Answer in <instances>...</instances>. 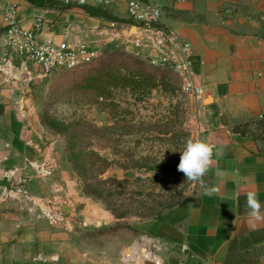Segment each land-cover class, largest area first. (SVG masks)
I'll list each match as a JSON object with an SVG mask.
<instances>
[{
  "label": "crops",
  "instance_id": "0c3cea01",
  "mask_svg": "<svg viewBox=\"0 0 264 264\" xmlns=\"http://www.w3.org/2000/svg\"><path fill=\"white\" fill-rule=\"evenodd\" d=\"M11 1L18 4L17 20L24 27L43 20L44 37L103 44L96 31L103 29L90 34L82 25L73 27L69 12L79 6L57 0ZM145 1L163 10L162 43L159 49L153 41L142 47L126 42L127 47L148 58L164 53L181 57V45L191 44L193 78L204 90L201 97L193 96L201 140L213 146L203 185L194 183L186 201L159 218L154 228L163 256L167 264H229L245 254L264 258V220L250 219L245 195L255 192L264 206V0ZM128 3L110 0L107 6H88L109 9L119 18L115 22L125 38L126 22H131ZM6 4L0 0V194L23 182L37 202L54 200L64 218L53 224L38 209L25 211L13 200L0 201V264H130L121 255L132 239L107 248L98 239L84 238V230L93 229H84V222L89 225L102 216L110 223L112 215L85 201L82 188L61 163L46 186L35 174V162L54 161L40 120L45 77L38 64L9 49ZM212 188L216 191L206 192Z\"/></svg>",
  "mask_w": 264,
  "mask_h": 264
},
{
  "label": "rangeland",
  "instance_id": "374dc122",
  "mask_svg": "<svg viewBox=\"0 0 264 264\" xmlns=\"http://www.w3.org/2000/svg\"><path fill=\"white\" fill-rule=\"evenodd\" d=\"M72 9L69 13L73 27L82 25L83 31L90 34L94 28L105 29L101 34V49L102 52L106 51L102 59L115 54L116 60L120 61V53L129 54L151 66L152 70H166V77L143 80L141 76L133 75L127 67H120L121 74L134 82L126 86H112L110 96L100 95L91 99L75 90L74 82L92 64L75 72L45 77V83L41 85L40 94L44 98L40 114L42 123V117L46 114L49 120L57 119L62 124L85 120L103 129L92 147L111 161L110 167L103 174L104 178L128 179L125 185L114 184L117 192L116 206L121 207L120 212L129 211L127 217L118 218L102 200L85 193L83 181L68 158L67 137L56 128L51 130L44 125L47 131L46 148H49L54 161L35 162L32 165L35 174L46 186V179L52 176L53 169L61 163L68 177L74 178V184L82 188L85 201L99 207L101 212L111 213L110 223L104 222L102 216L94 218L89 225L84 222V229L93 228L84 230V238L98 239L107 248L114 247L123 239L134 240L142 236L159 238L153 234L154 228L159 225V218L165 217L186 201L193 190L194 182L186 180L177 166L187 139L201 140L198 105L193 95L183 90L180 75L170 66L154 64L143 53L128 48L118 28L116 37L111 38L113 32L106 27L119 18L109 9L94 6ZM107 127L110 128L108 131L105 130ZM23 184L20 182L3 190L0 201L13 200L18 202L21 210L38 209L49 220L48 214L52 212L60 217L58 221L63 220L64 215L54 206V200L44 198L37 202L34 195L22 187ZM18 188L23 189L24 193L18 192ZM121 191L124 192L120 194ZM229 264H264V258L256 254H245L232 258Z\"/></svg>",
  "mask_w": 264,
  "mask_h": 264
},
{
  "label": "built area",
  "instance_id": "2783aa9c",
  "mask_svg": "<svg viewBox=\"0 0 264 264\" xmlns=\"http://www.w3.org/2000/svg\"><path fill=\"white\" fill-rule=\"evenodd\" d=\"M66 6L84 7L88 5L107 6L110 0H57ZM5 36L9 49L21 56L24 60H30L38 64L44 77H51L64 72L75 70L83 66L102 53V45L97 41L84 39L64 38L57 40L53 37H44V22L41 18L35 20L32 27H24L17 20L18 4L11 0H6ZM128 15L131 19L126 29L124 40L132 43L135 47H142L146 42L153 41V45L159 49L162 40L159 38V24L162 22L163 10L156 2L145 0H129ZM112 39L116 37L118 24L110 22ZM103 34V30H96ZM154 64L170 66L176 71L182 80L184 91L195 97H201L204 90L196 85L193 78V59L191 44L181 45V57L174 54L164 53L160 57H150ZM263 117V116H261ZM243 135L242 132H237ZM18 192H23L21 188ZM28 196V195H27ZM30 197V196H28ZM52 222L60 219L59 216L49 212ZM163 245L161 240L152 236H142L134 239L130 245L122 252V261L130 264H167L163 256ZM180 264H187L182 262Z\"/></svg>",
  "mask_w": 264,
  "mask_h": 264
},
{
  "label": "trees",
  "instance_id": "16d2710c",
  "mask_svg": "<svg viewBox=\"0 0 264 264\" xmlns=\"http://www.w3.org/2000/svg\"><path fill=\"white\" fill-rule=\"evenodd\" d=\"M105 54L106 51L93 61L68 71L75 72L93 64L79 80L74 82V89L86 94L91 99L98 98L100 95L110 96L112 86H126L134 82L131 78L121 74L120 67H127L133 75L141 76L144 78L143 80H152L158 76L162 79L166 77V70H152L151 66L129 54L120 53L118 55L122 56L120 61L116 60L115 54H109L102 59ZM42 121L49 129L56 128L67 137L68 158L83 181L85 193L102 200L118 218L127 217L129 211L120 212L121 207L117 208L116 206L117 192L114 190V184L125 185L128 183V179L104 178L103 174L110 167L111 161L104 158L99 151L92 147L93 142L99 137L103 129L85 120L62 124L57 119L49 120L46 114L43 115ZM109 129V127L105 128L106 131ZM123 192L121 191L120 194Z\"/></svg>",
  "mask_w": 264,
  "mask_h": 264
},
{
  "label": "clouds",
  "instance_id": "9594fccd",
  "mask_svg": "<svg viewBox=\"0 0 264 264\" xmlns=\"http://www.w3.org/2000/svg\"><path fill=\"white\" fill-rule=\"evenodd\" d=\"M180 161L177 166L186 180L203 185V177L207 174L213 157V146L200 139L189 138L185 142V147L180 152ZM216 189H207V193L215 192ZM246 207L248 215L253 221L264 220L262 204L257 194L249 191L246 194Z\"/></svg>",
  "mask_w": 264,
  "mask_h": 264
}]
</instances>
